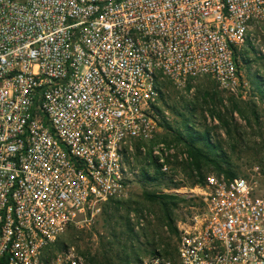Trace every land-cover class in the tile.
<instances>
[{"label": "built area", "instance_id": "built-area-1", "mask_svg": "<svg viewBox=\"0 0 264 264\" xmlns=\"http://www.w3.org/2000/svg\"><path fill=\"white\" fill-rule=\"evenodd\" d=\"M245 47L264 52V0H0V264H92L55 243L129 196L164 81L245 94ZM189 196L174 253L130 264H264L256 183L211 173Z\"/></svg>", "mask_w": 264, "mask_h": 264}, {"label": "rangeland", "instance_id": "rangeland-1", "mask_svg": "<svg viewBox=\"0 0 264 264\" xmlns=\"http://www.w3.org/2000/svg\"><path fill=\"white\" fill-rule=\"evenodd\" d=\"M239 63L241 73L250 83L249 90L239 96L223 90L210 77L191 79L185 84L164 81L159 109L165 118L160 122L156 137L146 143V152L136 156L133 168L138 173L125 198L132 200V209L128 212L121 207L109 220L102 207L91 224L65 231L59 240L66 249L73 247L88 260L89 257L101 260L112 257L115 264L120 263L119 257H130L132 262L137 256L150 255L146 249L158 248L163 252L168 244L170 250L176 249L179 236L170 230L163 218V210L157 203L147 200L144 191L177 193L185 198L174 210L177 227L190 221L199 211L198 198L189 195L200 184L193 185L186 173L192 158L185 142L177 137L179 132L187 135L186 125L198 133L209 130L221 155L232 163L239 176L256 183L257 192L264 196V95L259 89L264 87V52L245 47ZM160 143L175 149L167 155L163 151L168 172L163 171L158 157H153V151ZM154 161L160 164L164 176L150 181L144 178L143 170L154 175ZM211 173L217 171L211 168L207 174Z\"/></svg>", "mask_w": 264, "mask_h": 264}, {"label": "trees", "instance_id": "trees-1", "mask_svg": "<svg viewBox=\"0 0 264 264\" xmlns=\"http://www.w3.org/2000/svg\"><path fill=\"white\" fill-rule=\"evenodd\" d=\"M259 89L264 95V87L260 86ZM163 95L164 93L161 91V97H163ZM213 112L215 111L213 110ZM219 116L222 118L220 114ZM186 133L187 135L179 132L177 133V137L179 140L185 142L188 153L192 158L191 162L186 167V173L192 179L193 185H204L208 175L207 172L211 168H214L217 173H225L228 177L233 178L239 176L232 167V163L228 159H225V157L221 155L220 151H218V144L212 141L209 130L198 133L189 125H186ZM153 166L156 170L154 175H151L147 169L143 170L144 178L150 181H156L164 176V173L160 170V164L158 162L154 161ZM144 196L147 200L159 205V207L163 210V218L165 219L166 224L170 227V230L174 234L179 236V229L174 217V210L179 207L180 202L185 201V198L177 193H157L155 191L146 190L144 191ZM121 207H124L126 211L129 212L132 209V200H125V198L110 199L103 204V211L110 220L113 216H115ZM126 220V223L129 224L128 217ZM74 227L75 226H71V228ZM59 239L55 243V248L62 250L66 247L64 246V243H60ZM146 251H148L149 254L160 252L158 248L150 250L146 249ZM161 253L169 255L174 253V250H170V246L168 244L167 248ZM138 259H140L139 256L135 258V260ZM89 260L92 262V264H115L112 257H105L103 260L96 257H89ZM119 260V264H130L131 262L130 257L127 256L119 257Z\"/></svg>", "mask_w": 264, "mask_h": 264}]
</instances>
